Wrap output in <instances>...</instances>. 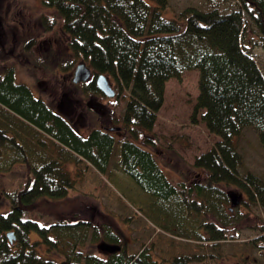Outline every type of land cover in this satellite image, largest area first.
I'll use <instances>...</instances> for the list:
<instances>
[{
	"label": "trees",
	"instance_id": "16d2710c",
	"mask_svg": "<svg viewBox=\"0 0 264 264\" xmlns=\"http://www.w3.org/2000/svg\"><path fill=\"white\" fill-rule=\"evenodd\" d=\"M246 1L252 8L246 13L240 8L191 5L167 17L170 0H44L62 18L69 49L92 70L84 92L102 94L96 79L104 74L118 86V96L126 90L129 95L121 130L95 127L85 136L73 116L65 117L29 85L18 82L14 67L0 72V174L15 161H23L30 172L22 189L7 194L9 210L0 212V264L204 261L206 254L156 259L152 245L135 254L122 247L103 259L78 249L88 227L71 221L42 226L25 218L27 208L38 199L64 198L75 189L77 180L69 164L86 163L87 168L115 176L109 170L114 152L118 158L113 168L135 181L163 221L173 220L174 227L163 224L180 239L217 248L230 228L237 229L253 215V206L264 209V178L246 168L235 142L251 128L264 147V71L252 50L253 45L264 47V0ZM62 68L72 70L74 61L67 59ZM186 70L199 72L192 120L200 119L220 140L195 158L194 167L200 172L194 180L175 184L150 148L155 144L150 133L167 81ZM225 187L242 188L248 202L229 208ZM10 231L14 242L7 236ZM106 232L110 244H120L119 237ZM32 233L40 239L32 240ZM262 233L264 241V228ZM252 242L259 246L257 239ZM40 243L58 259L41 255Z\"/></svg>",
	"mask_w": 264,
	"mask_h": 264
},
{
	"label": "rangeland",
	"instance_id": "374dc122",
	"mask_svg": "<svg viewBox=\"0 0 264 264\" xmlns=\"http://www.w3.org/2000/svg\"><path fill=\"white\" fill-rule=\"evenodd\" d=\"M170 2V8L165 12L167 17L175 16L191 5L200 9L215 6L224 10L240 8L244 13L252 9L246 0ZM68 39L62 28V18L54 9L47 7L44 0H0V72L6 67H14L18 82L29 85L36 96L53 103V108L65 117L73 116L74 124L85 136L95 127L122 128L129 91L113 98L85 93L84 83L72 81L74 69L81 60L69 49ZM252 50L264 71V47L257 44ZM67 59L74 61V68L70 71L62 68ZM198 80L197 70H186L179 78L167 81L164 102L150 133L155 143L150 148L175 184L194 180L200 172L194 167L195 158L209 151L220 140L200 119L198 122L192 120L199 95ZM112 86L119 91L115 83ZM63 99V108L58 107ZM86 121L88 123L83 125ZM123 133L116 134L123 138ZM235 142L246 168L264 178V147L256 131L245 129ZM116 158L118 155L114 152L109 167L115 173L113 177L98 172L92 166L87 168L86 163L78 167L67 165L77 180L75 189L64 198L38 199L27 208L25 218L42 226L71 221L78 223L79 227H88L85 239L79 240L78 249L103 259H106L107 252L102 251L100 245L109 243L110 238L105 239L106 230H109L120 239V244L116 245L125 247L131 254L152 245L153 257L161 260L171 261L179 254H206L204 261L188 264H264V241L260 239L264 228L262 207L253 206V215L235 226L237 229L230 228L217 248L180 239L163 224L174 227L173 220L163 221L149 196L140 190L135 181L113 168ZM29 175L28 166L23 161H15L11 169L1 172L0 212L9 210L7 194L22 189ZM225 191L237 194L240 205L243 201L248 202L242 188L225 187ZM230 207H233L232 204ZM240 212L247 213V210L240 208ZM31 238L34 241L40 239L36 233H32ZM256 239L257 247L252 242ZM37 249L45 257L58 259L47 251L43 243Z\"/></svg>",
	"mask_w": 264,
	"mask_h": 264
},
{
	"label": "water",
	"instance_id": "95a60500",
	"mask_svg": "<svg viewBox=\"0 0 264 264\" xmlns=\"http://www.w3.org/2000/svg\"><path fill=\"white\" fill-rule=\"evenodd\" d=\"M92 76V70L90 69V67L87 65L86 62L82 61L80 62L73 73V77H72V81L74 83H81V82H87ZM96 84L97 87L108 97H115L116 96V91L114 90V88L112 87V84L110 83L108 77L104 74H100L97 76L96 79ZM120 128H110V130H118ZM230 195V199H231V203L232 206H238L240 204V201L238 199L237 194L235 193H231ZM7 236L9 237L10 241L12 242L13 239H15V235H14V231H10L7 233ZM100 249L104 252H108V253H113V252H117L121 249V247L119 245L116 244H109V243H102L100 245Z\"/></svg>",
	"mask_w": 264,
	"mask_h": 264
},
{
	"label": "flooded vegetation",
	"instance_id": "af4514ba",
	"mask_svg": "<svg viewBox=\"0 0 264 264\" xmlns=\"http://www.w3.org/2000/svg\"><path fill=\"white\" fill-rule=\"evenodd\" d=\"M101 95H103V94H101ZM63 96H65V94H64ZM64 100H65V99H63V100L61 101V104H59L58 107H62V108H63L62 103H64ZM108 128H110V127H108Z\"/></svg>",
	"mask_w": 264,
	"mask_h": 264
}]
</instances>
